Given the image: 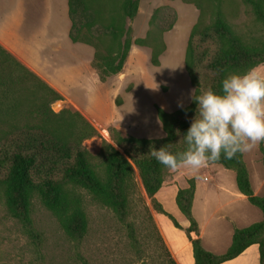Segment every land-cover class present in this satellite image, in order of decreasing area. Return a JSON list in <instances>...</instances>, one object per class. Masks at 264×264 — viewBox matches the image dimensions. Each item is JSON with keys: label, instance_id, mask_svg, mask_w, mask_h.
I'll list each match as a JSON object with an SVG mask.
<instances>
[{"label": "trees", "instance_id": "trees-1", "mask_svg": "<svg viewBox=\"0 0 264 264\" xmlns=\"http://www.w3.org/2000/svg\"><path fill=\"white\" fill-rule=\"evenodd\" d=\"M139 1L125 0L122 15L112 10L106 15V5L99 0L68 1L72 21L70 38L94 47L91 66L103 81L124 70L133 43H151L149 36L133 40L131 22L138 12ZM185 1L195 2L202 12L207 9L204 0ZM243 1L264 23V0ZM211 11L213 20L205 24L200 18L187 44L185 62L196 95L208 88L219 91L227 75L242 73L264 62V44L245 42L219 4ZM177 17L173 7L161 6L154 10L151 20L159 33H163L172 29ZM105 39L108 44L103 47ZM164 48L163 43L154 46V64H159ZM61 99L60 91L0 44V194L5 198L9 213L34 233L32 206L34 199L39 198L57 216L65 233L80 244L89 223L82 199L84 190L97 203L110 208L126 224L132 242L137 243L134 222L129 220L135 171L138 170L156 209L164 211L154 195L163 185L168 169L152 157L151 150L162 145L172 152L184 149L183 134L195 115V103L191 101L173 112L157 106L166 130V136L161 138L123 136L110 126L114 144L103 139L101 157L94 161L84 141L98 136V129L77 110L64 108L55 112L51 104ZM260 150L264 163L263 144ZM217 163L235 170L239 190L262 210L263 218L235 229L226 252L216 254L205 249L192 211L196 185L190 180L188 187L179 190L177 204L190 221L187 233L193 243L196 264H218L254 243L260 246V264H264V195L254 193L243 154L232 159L222 155ZM193 231L198 234L197 238H192ZM170 259L176 264L171 255ZM83 264H88L84 258Z\"/></svg>", "mask_w": 264, "mask_h": 264}, {"label": "rangeland", "instance_id": "rangeland-1", "mask_svg": "<svg viewBox=\"0 0 264 264\" xmlns=\"http://www.w3.org/2000/svg\"><path fill=\"white\" fill-rule=\"evenodd\" d=\"M99 1L106 5V15L108 10L114 11L116 15H122L125 0ZM204 3L207 9L202 12L193 1H139L138 12L131 22L133 40L149 36L151 43L147 45L133 43L124 70L104 81L110 80L106 84L116 93L118 105L124 98L133 100L132 98L136 97L135 100L141 102V107L148 109L151 100L160 102L161 98L165 97L160 91L168 92V84L174 86L175 81L190 78L185 62L189 36L200 18L205 24L213 20L211 9L217 4L245 42L264 44V23L256 18L251 7L243 0H204ZM161 6L173 7L178 16L172 29L163 33H159L151 20L154 10ZM162 43L165 48L159 55V64L156 65L152 62L153 48ZM107 44L108 39L102 41L103 47ZM6 50L27 66L15 54ZM162 56L165 57L163 64ZM84 67L83 64L69 69L66 79L62 80L60 86L66 95L62 94L63 99L54 101L51 108L55 112L64 108L77 110L93 123L99 135L86 139L84 144L91 153L92 160L98 161L101 157L103 139L114 144L109 127H117L114 124L108 125L105 121L101 124L100 117L96 119V116L92 115L96 111L94 102L98 98L108 101L109 92L107 85L101 82L96 84L89 81L87 76H83L82 73L85 71L88 75L90 69L88 66ZM92 69L101 79L99 72L93 67ZM70 73L73 77L69 76ZM79 81L85 82L86 87H80ZM87 89L88 95L85 93ZM76 102L91 114L81 111ZM109 107L107 114L112 111L110 103ZM118 130L123 136H134L128 131ZM251 154L252 151L247 152L246 157H251ZM82 191L83 205L89 223L86 236L80 244L65 233L57 216L47 209L39 198H35L33 202L32 219L35 231L30 233L19 220L11 216L5 198L0 194V264H83V258L88 264H172L152 215V209H156L157 205L147 195L137 169L135 191L130 195L129 204V220L134 222L137 236L135 244L129 237L126 224L121 222L110 208L97 203L90 194Z\"/></svg>", "mask_w": 264, "mask_h": 264}, {"label": "crops", "instance_id": "crops-1", "mask_svg": "<svg viewBox=\"0 0 264 264\" xmlns=\"http://www.w3.org/2000/svg\"><path fill=\"white\" fill-rule=\"evenodd\" d=\"M68 1L0 0V44L64 95L66 94L60 89L61 82L66 79L67 72L73 66L84 64L85 67H90L88 75L85 71L82 74L96 84L101 82L107 85L110 81L99 79L91 67L94 47L74 42L70 38L72 21ZM167 49H170L169 45ZM164 58H161L162 64ZM69 76L73 77L71 73ZM85 85V82L79 81L80 87L85 88ZM168 85V92L160 91L165 97L160 102L151 100L148 109L142 108L141 102L135 100L136 97L133 100L124 98L118 105L116 93L107 85L109 102L98 98L94 102L96 111L92 115L96 119L100 117L101 124L104 121L108 125L114 124L118 129L137 137H164L166 130L158 116L157 106L167 112L175 111L181 108V104L184 107L191 103V93L195 90L190 78L175 81L174 86ZM88 91L89 89L85 92L87 95ZM109 103L112 113L107 114ZM76 104L81 111L89 113L77 102ZM261 144L264 145V142L251 150V157L247 158V153H243L254 193L260 196L264 195ZM190 180H194L196 185L192 211L205 249L216 254L226 252L232 243L235 229L263 218L262 210L239 190L235 170L213 162L196 175L187 169L175 173L169 171L163 185L154 195L164 211L153 208L152 215L176 264H196L193 243L187 233L190 221L177 204L179 190L188 187ZM218 264H260V246L258 243L251 244L237 256Z\"/></svg>", "mask_w": 264, "mask_h": 264}, {"label": "clouds", "instance_id": "clouds-1", "mask_svg": "<svg viewBox=\"0 0 264 264\" xmlns=\"http://www.w3.org/2000/svg\"><path fill=\"white\" fill-rule=\"evenodd\" d=\"M191 100L196 108L183 134L184 149L172 152L162 145L151 150L170 172L187 169L196 175L222 155L232 159L264 142V63L227 75L219 91L208 88L196 95L193 90Z\"/></svg>", "mask_w": 264, "mask_h": 264}, {"label": "water", "instance_id": "water-1", "mask_svg": "<svg viewBox=\"0 0 264 264\" xmlns=\"http://www.w3.org/2000/svg\"><path fill=\"white\" fill-rule=\"evenodd\" d=\"M191 236H192V238H197V237H198V234H197L196 232L193 231V232L191 233Z\"/></svg>", "mask_w": 264, "mask_h": 264}]
</instances>
